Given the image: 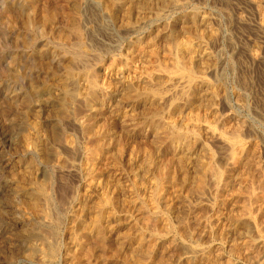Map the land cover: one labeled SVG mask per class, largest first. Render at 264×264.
Wrapping results in <instances>:
<instances>
[{
    "label": "rangeland",
    "instance_id": "rangeland-1",
    "mask_svg": "<svg viewBox=\"0 0 264 264\" xmlns=\"http://www.w3.org/2000/svg\"><path fill=\"white\" fill-rule=\"evenodd\" d=\"M157 1L152 0L149 9H131L130 26L124 22L123 9L113 19L107 9H81L85 38L90 48L79 56L82 62L78 66L83 68L80 66L84 63L89 70H93L98 80L97 92L102 100L82 104L76 115L74 113L67 118L57 115L58 111L61 112L59 105H56L61 93L52 81L48 82V68L44 65L47 63L50 67L61 69L63 64H67L62 42L48 35L40 36V30L35 25L20 20L15 27H5L2 23L4 9L1 6L4 2L10 5L9 10L22 12L27 19L31 5L36 2L40 4V0H0V264H75L77 261L72 259L71 254L79 247L81 239L91 234L87 227H92L96 219L105 228L111 226L109 234L106 232L108 237L110 235L111 247L104 253L100 250L101 257L97 254V259L93 256L90 262L132 264L130 256L129 262L124 258L125 253L128 257L131 251L132 238H127V235L135 236L142 231L146 240L156 235L165 236L166 226L163 227L160 222H165L163 219L168 216L169 207L175 213L172 217L180 215H177L178 219L173 218L178 232L167 237L170 241L158 237L156 252L150 260H146L148 264H264V256L260 259L261 263L257 256L262 252L259 247L255 249V254L246 249V245L254 239L259 243L264 242V203L261 201V205L252 206L251 215L258 219L257 226L240 229L242 227L236 223L240 218L235 217L241 214L238 202L233 200V189L246 184V178L242 180L246 182L227 188L222 199L220 197L214 204L209 192L201 202L198 192L189 189L191 195L188 194L189 182L179 183L184 186L179 185L176 191L164 186L165 189L160 192L155 176L161 158L166 157L164 155L185 153L191 159L187 168L193 185L196 179L192 181V176L196 177L195 172H199L200 165L201 171L204 165L206 167L212 162L213 154L218 156L217 159L221 160L223 168L232 178H238L237 174L242 170L240 166L250 162L248 167L253 172V188L260 191L264 187L262 171H259L260 168L264 171V9H255L250 0H188L184 8L155 9ZM57 3H66V0H58ZM30 16L33 18L34 15ZM57 18L56 23L60 26L64 18ZM186 37H192L190 39L196 43L202 42L203 49L196 47L197 52L203 51V56H206L203 59L205 62H201L203 66L200 69L203 71L197 68L202 72L196 73L198 78L191 87L193 89H190L189 101L186 98L178 103L180 107L175 106L178 109L169 106L168 102V105L165 102L155 103L153 107L149 101L138 99L141 96L136 101L133 96L147 92L149 86L160 85L169 95L181 85H172L180 80H172L169 76L175 74L176 64H173L177 62V56L188 59L197 53L192 50V54L183 45ZM196 37L206 38L198 40ZM36 49H45V56ZM80 83L84 87L85 81L81 80ZM34 86L36 90H33ZM25 97L27 104L22 106ZM11 104L15 119L9 125L2 116ZM146 105L152 107L146 108ZM156 107L158 110L162 108L160 112L155 110L159 117L152 109ZM153 111L155 116L151 113ZM85 118H94L99 124L97 130L94 128L93 131L98 133L99 130L103 134L107 157L101 155L93 158L91 148L96 133L85 132L81 124L86 122ZM35 120L41 121L40 124L46 129L45 137L49 135L48 132L57 131L64 142L69 138L73 141L70 144L72 147H59L61 160H65L63 164L66 166L59 163L60 166L56 167L46 162L32 144H24L23 135L28 134L33 139L36 134L33 127ZM9 126L12 128L10 136L6 133ZM193 129L195 132H191ZM109 130L115 134L112 138L119 136L123 141L121 152L115 141L107 136ZM196 131L201 139H197ZM238 132L242 146L236 151L235 158L228 160L225 158V144H228L229 137ZM178 133L182 136H176L177 140L171 143L169 136ZM42 134L37 135L42 138ZM188 142L194 145L193 151L188 149ZM210 148L214 153H209ZM254 150L256 161L251 160ZM97 163L101 164L100 170V167L97 169L93 166ZM16 175L26 181L30 180L29 177L47 180V195L41 194L35 184L29 182L26 189H19ZM207 177L212 181L209 175ZM29 195L38 198L43 206L48 202L47 207L52 211L50 215H47V207L40 214L32 212L31 215L21 204ZM153 197L159 198V208L152 203ZM145 201L148 205H144ZM83 203L86 204L85 208ZM156 210L160 223L156 228L162 226L165 229L161 228L162 232L145 226V215L154 214ZM243 220L246 223L248 219L243 217ZM92 234L95 235V232ZM186 239L192 246L198 244L196 248L199 254H191V250L182 246L181 241ZM49 246L54 249L50 257L44 258L38 250L34 256H29L32 249H48ZM237 246L238 250L242 247L240 252L234 251ZM114 248L118 252H114L117 251ZM202 249H205L204 253ZM37 254L45 260L38 258Z\"/></svg>",
    "mask_w": 264,
    "mask_h": 264
},
{
    "label": "bare ground",
    "instance_id": "bare-ground-1",
    "mask_svg": "<svg viewBox=\"0 0 264 264\" xmlns=\"http://www.w3.org/2000/svg\"><path fill=\"white\" fill-rule=\"evenodd\" d=\"M151 1L152 0H70V1L66 0V3H57L58 0L57 1H55V0H40V4L38 2H36V3H33L31 5L30 10H29V13H28L29 14V17L27 19H25V17L22 14V12H18V11L13 12V11L9 10L10 9L9 8L10 5L7 4L6 2H4L3 5L1 6V8L4 9L3 12H2L3 13L2 14V23L4 24L5 27H8L10 25H12V26L15 27L17 25V23H19L18 21L20 20L22 23L24 22L25 24L35 25L40 30V32H39V35L40 36L48 35V37H51V38H53L55 40H60L62 42V44H63L62 47H64L63 48V51H62L63 52V55L68 58L67 59V61H68L67 64H63L62 63L63 64V68H61V69H63V71L61 72V69L54 68L52 66L50 67V66H48L47 63H44V65L48 68V69H46L48 71L47 72V74H48L47 75L48 76L47 77L48 78L47 79L48 82L49 81H52L53 84L56 85L57 89L61 93V97L58 98V104H56V105H59V107L58 106L57 107H58V109H60L61 112L58 111V114L57 115H62V117L63 116H66L67 118H71L74 115L75 112L78 113V110L82 107V104L84 106V103L87 104V102L89 103V102L101 101L102 100V98L99 96V94L97 92L98 80H97V77L95 76V74L93 73V70L92 69H91L92 71L89 70L88 66L86 64H84V63H83V66H80V67H83V68H79V66H78V64H80L82 62V60L79 58V56L82 55V52L84 53L85 50H87L88 48H90V46H88L90 44L87 43V40L85 38L86 37V33H85L86 31H85V27H84V24H83L84 18H83V14H82V10L81 9H107L108 10V13L110 14V16H111L112 19L113 18H116L118 16V14L121 13V10L120 9H123V15L125 16L124 22L126 23V25H129L130 26L132 24L131 23V21H132L131 20V16H132L131 9H145V8H148L149 9V7H150L149 4H150ZM250 2L253 3V5L255 6V9H264V2L263 1H261V0H250ZM70 3H71V5H69ZM188 3H189L188 0H158L155 9L184 8V7L187 6ZM31 14L34 15L33 18H32V16H30ZM57 16H61V17L63 16V18H64L63 21H62L63 23L60 26L56 23L57 22L56 21ZM58 19L59 18H57V20ZM112 25H113V23H112ZM197 27L198 26H196V28ZM197 30L199 32V29H197ZM197 34L195 36H197ZM203 34H205V33H203ZM195 36L193 35L192 37L194 38ZM192 37H189V38L186 37L187 39H185L183 41V45H185V47H187V49L190 52L192 50L194 52H197V48L196 47H200L201 46V48H202V42L199 41V43H201V45L198 43L197 40H196L197 43L196 42H193L192 40H194L195 38L191 40L190 38H192ZM202 37H200V38L201 39H205L206 38V37L205 38H202ZM19 38H21V37H19ZM196 38L198 40L200 39L198 37H196ZM89 39H91V38H89ZM36 51H38V53L41 54L42 56H45V54H46L45 49H43V50L36 49ZM198 51L199 52L194 53V55L190 56L188 59L187 58L185 59V57H179V56H177V58H176L177 59V62H175L173 64V65L176 64L175 74L174 75L171 74L172 76H169V77H172V80H173V78H179L178 80H180V81H174V83L172 85H174L175 83L181 84V85H179L178 88L174 89L171 94L167 95L166 92H165V89L163 87H159L160 85L158 87L155 86V87H152V88H150V86H149L148 91L146 90L147 92H144V93L143 92H140L139 95H138V93H136V95H134L133 98L136 100V98H138L139 96H141L138 99L143 98L142 100L149 101L150 103L149 102L148 103L150 105L153 104V107L155 106V103H162V102L163 103L164 102L165 103L168 102L169 103V106L171 105V107L172 106L175 107L176 105H178V103L182 102L183 100L185 101V99L189 96L190 89H193V88H191L192 85H193V83L198 78V74L196 75V73L198 71L200 72V70L202 69V68L200 69V67L203 66V65H201V62H203L205 60V57H206V56H203V53H202L203 51H200V50H198ZM99 59H101V58H99ZM208 63H209V61H208ZM210 64H207V65H210ZM198 67H199L200 70L198 69V71H197V68ZM172 68H174V67H172ZM170 69H168V70L170 71ZM202 71H203V69H202ZM81 80H84L85 81L84 87L80 83ZM202 83H205V80H202ZM172 85H169V86H172ZM32 88H33V90H36V86H34ZM206 91H208V90H206ZM214 91H215V89H214ZM214 91H211L210 93H212V92L214 93ZM142 93L144 95H142ZM51 96H52V94H51ZM127 96H128V94H127ZM214 96H216V95H214ZM52 98H53V96H52ZM201 98H200V100H201ZM188 99L189 98H187V100ZM211 99H212V97H211ZM104 101H105V99H104ZM201 101H203V100H201ZM22 102H23V105L22 106H24L25 103L27 104L26 97L22 100ZM198 102L200 103V101H198ZM17 104H19V103H17ZM148 105H146V108H147ZM166 105H168V104L166 103ZM11 106H13V104H11L9 108L5 109V112H4L3 116H2L4 118V120H7L9 122L8 123L9 125L13 124V121L15 119V117H14L15 115L12 116V113H11V110H12V107ZM158 106H159V104H158ZM164 106H165V104H164ZM178 106L180 107V105H178ZM150 107H152V106H150ZM161 107H159V110H160ZM37 108H38V106H37ZM162 108L164 109V107H162ZM162 108H161V110H162ZM175 108H177V107H175ZM152 109H154V111L157 110L158 112H160L157 107H156V109L155 108H152ZM152 109H150L149 112ZM154 111L151 112V113L155 116ZM76 113H75V115H76ZM162 113H163V111H162ZM153 115H152V117H153ZM158 115L159 114L156 112V116H158ZM85 120H86V118H85ZM144 120H145V118H144ZM35 121L33 122V127L36 130V134L33 137V139H32V136L30 137V135H28V134L23 135L24 136L23 137L24 144H26V145L28 143L29 144H32L34 146V148L40 153V156L46 162L53 163V164H55L56 167H59L60 165L61 166H63V165L66 166L65 160H61L62 158H61V152H60L59 147L65 148V149L69 148L68 146L72 147L70 144L73 141H71V139L69 138V140L66 139L65 142H64V139L62 140V138H60V135L59 136L57 135V133H56L57 131L55 133L48 132L49 135L47 134V136L45 137V133H47V132H46V129L44 130V128L40 124L41 121H39V120H38L39 122L38 121L35 122ZM138 123H140V122H138ZM81 124H82V126H83V128H84V130H85V132L87 134H90L93 130H95L94 128H96V127L99 126V124L94 120V118H89V120H86V122H82ZM136 125H137V123H136ZM96 130H97V128H96ZM193 131H194V129L191 130V132H193ZM94 132L95 131H93L91 134L93 135ZM6 133L8 134V136L12 135V128H11V126L8 127ZM39 133L40 134L44 133V136L42 134V138H40L38 136V135H40ZM196 134H197V139H201L200 133L198 131H196ZM114 135L110 133V130L107 132V136H109L112 140L115 141V143L118 146L117 147L118 151L121 152L123 150V141L120 139L119 136H115V137H113L114 138L113 139L111 136H114ZM36 136L38 138L34 139ZM176 136H179V138H180L182 135H181V133H178V134L169 136L171 143H174L177 140ZM197 139L195 140V144H196ZM103 142H104V136H103V134H101V131L99 132V130H98V133H96V135L94 137V140L92 142L91 153H92L93 158H98V156H101V155L102 156H105L106 155V157H107V154L108 153L104 149V143ZM186 145H187L188 149H191L193 151V148H194L193 146L194 145L192 144V142H188ZM225 146H226V148H225V150H226L225 158L228 159V160H229V158L234 159L235 158L236 151L238 150V148H240L242 146V140H241V137H240V132H238V134H236V135H233V136L229 137L228 138V144L226 143ZM207 148H209V147H207ZM205 149H206V147H205ZM206 150H209V149H206ZM211 151H213V150H211V148H210V152H209L210 154H211ZM248 152H250V151H248ZM251 152H253V149H252ZM212 153H214V151ZM211 155L213 156L212 157V162L210 164H208L206 162L208 164V166L205 167V165H204L203 168L201 169V171H200V168L202 167V165H200L201 167L199 168V172H197V173L195 172V176L196 177L192 176V181H193V178L196 179V181L194 180L195 183L192 182V183H194L193 185L190 183L191 182L190 181L191 180V176L189 175V171H188V168H187V166L190 164L189 163L190 160H191V159H189L190 156L187 155V154H185V153L184 154H179V155H170V156L169 155H164L166 157H164V158L162 157L161 158L160 164H159V170H158L157 174L155 175L156 178H157V182L159 183L158 184L159 185L158 187L160 188V192H163L162 190L165 189L164 186H169L170 188H172L173 190H175L177 187L179 188V185L182 186V184H179V183L183 182L185 184V183L189 182L188 183L189 187L187 188L188 191L190 189V191L194 190V192H196V193L198 192L197 194H198L199 197L198 196L197 197L199 198L200 202H201V200H203L208 195L207 193L209 192L210 193L209 195L212 196L213 201H214V204H215V203L218 202V200H219V198L221 196L223 197V193L226 191L227 188H229L231 186L233 188V187H235V184H237V183L239 185L240 182H242V180L246 178L248 180V182H246V180H244L246 182V184H244L243 183L244 181H243L242 182L243 183L242 184V187L237 188L235 190L233 189V192L234 193L232 192L233 193V200L236 199V201L238 202V206L240 208L239 214L242 215V217H241V215L240 216L238 215V217H235L237 219L240 218V219L237 220L236 223H237V225L239 227H242L240 229H244L243 227L248 228L250 226V227L253 228V226H257L258 219H255V217H253L251 215L252 214V206L254 204H257V205L260 204L261 205V203H260L261 201H262V203H264V187H261L262 189H260V191H256L253 188L252 185H254L253 184L254 179H252V177H251V174H253V172H252V168L251 167H248V166H250L249 165L250 162L249 163H245L244 162V164L241 163L242 165L240 164L241 165L240 167H242V170H240L239 173L237 174L238 178H232L228 174V172L225 171V169L223 168V165H222L223 163L221 162V160L217 159L218 156L213 155V154H211ZM250 155H249V157H250ZM202 157H203V155H202ZM245 157H246V155H245ZM255 158H256V151H255V153H253L251 160L252 161H256ZM208 159H209V157H208ZM208 159H204V160H208ZM247 160H248V158H247ZM247 160H245V161L247 162ZM54 161H56V163H54ZM63 162H65V163L63 164ZM59 163H60V165H59ZM253 164L256 165L255 162H253ZM93 166L95 168H97V169H98V167H100L99 170L101 169V164H98L97 163V165H94L93 164ZM195 168L196 167H194L193 169L195 170ZM99 170H93V172L94 171L99 172ZM195 171H198V169L195 170ZM259 171H262L260 174H262L261 178L263 177V179H264V171L261 170V168H260ZM208 175H209V177L212 178V181H210L211 179H209L207 177ZM18 176L16 178H17V184H18L17 187H19V189H24L28 185V182H29V183L35 184L36 188L38 189V191L41 194H43V193L46 194L47 193V190H48V185H47L48 184V181L47 180H44V179L43 180L42 179L40 180L39 177L38 178H35V177L33 178L32 177L33 178V180H32V178L29 177L30 180L29 181H26L24 179L21 180V177L18 178ZM184 184H183V186H184ZM231 189H229V190H231ZM173 190H171L170 192H173ZM179 190H181V188ZM166 191H168V189ZM185 191H187V190H185ZM190 191L188 192V194H190ZM186 194H187V192H186ZM192 195H194V194H192ZM177 197L179 199V195ZM197 197H195V198H197ZM222 197L220 199H222ZM231 197H232V195H231ZM164 198H166V197H164ZM158 199L159 198H157V197H153L152 198V203L154 204L155 208L158 207V204H159L158 202L160 201ZM186 199H189V198L186 197ZM167 202H169V201H167ZM47 203L48 202H46L45 206H43L42 203H40V200L38 198H36L35 196H32V195H29L27 198H25L24 200H22V203L21 204H23L27 208V210L29 211V213L32 215V212L34 214L35 213H39V212H43V208L48 206ZM155 203H157L156 204L157 206L155 205ZM83 205H84V203H83ZM85 205H84V208H85ZM144 205H148V203L145 201L144 202ZM169 205H170V203H169ZM141 206H143V204ZM160 206H161V204H160ZM49 208L47 209V213H48L47 215H50L49 212H52V211H50L51 209L49 210ZM167 209H168L167 210V212H168L167 215L168 216H166V219L163 217L164 218L163 220L165 222H160V223H162L163 227H164V225L166 226V230L163 229L162 226H161V228L163 230L167 231V232L166 233H163V234H165V236H160V237L158 236L160 239L163 238V237L165 239V238L169 237L171 234H176L178 232L177 231V226H176L177 224H175L173 222V220H174L173 218L176 217L178 219V216L177 215H179V214H176V216H173L172 217V215H175V213L173 214V212H174L173 208L172 207H169ZM80 211H81V209H80ZM81 212H84V211H81ZM157 212L158 211L156 210L155 213L153 212L154 214H146L145 213L146 215L144 217L145 226H147V228H150V227L153 228V229L155 228L156 231L161 229L160 227H159L160 229H157L158 228L157 226H159V225H157V223H159V218H158L159 216L157 215L158 214ZM164 213H166V212H164ZM98 215H99V213H98ZM45 217H47V216H45ZM179 217H180V215H179ZM243 217H245V218L248 219L247 222H246L247 224L243 220ZM102 218H104V217H102ZM47 219H48V217H47ZM94 219H95V217H94ZM96 220L97 221L93 224L92 227L91 226L90 227H87V229L89 231L88 233H91V234L85 235L84 238L81 239V243H79V245H78L79 247L76 246L77 248H75L74 251H73V253L71 254L72 259L76 260L77 262L76 261L75 262L77 264H93L92 262H90L91 257H93V256L96 257V256H98L97 254H99V251L100 250H102L103 251L102 253H104V251L106 249H109L111 247V244L109 243L110 242V238H109L110 235L108 237V235L106 234V232L108 233L109 231H111V229L109 230V226L110 225H108V227H106V228H108V231H107V229L105 227H103L102 224L98 221V219H96ZM248 221H249V225H248ZM114 223H117V222H114ZM163 223H165V224H163ZM90 224H92V222H90ZM155 230L153 231V233L156 232ZM247 230L248 229H246V231ZM252 231H253V229H252ZM92 232H95V235L92 234ZM248 232H250V229H249ZM123 233H124V231H123ZM125 233H127V231ZM158 233H159V231H158ZM160 234H162V233H160ZM48 235L50 236V234H48ZM48 235H46V236H48ZM93 236H94V238H93ZM156 236H152V237H150L151 239L146 240L147 238L145 239L146 236H144V233L142 231H139L137 233V235H135V236H130V234H128L127 235V238H132V241L130 242L131 251L129 252L130 254L128 255V257H126L127 255L125 253L124 258L125 259L127 258V261L129 262L130 260H128V259H129V256H130V259L132 258L131 259L132 264H148L146 260L147 259L150 260L149 258L150 257L152 258V256L156 252L157 240L159 239ZM251 236L253 237V235H251ZM255 237H257V236H255ZM165 240H168V238L165 239ZM176 240L177 239H175V241ZM254 240L253 241H250L246 245V249H248V251H251V252H253V254H255V252H256L255 249L258 250V247H259L262 250V252L260 254L259 253L257 254V256H259V262H260V259L261 258L263 259V256H264V242H261L260 241V243H259L257 240H255V241ZM168 241H170V239ZM171 241H172V239H171ZM195 242H197V241H195ZM188 243H189V241H187V239L181 241V244H182V246L184 248H187L188 250H191V254H193V253H194V255L199 254L200 251H199V249L196 248L198 244L195 247V246H192V245H190ZM46 244H47V241H46ZM46 244L44 243L45 247L47 246ZM241 248L242 247H240L239 249L241 250ZM114 249H116L117 251H114ZM114 249H112V252L113 251L114 252H118V249L117 248H114ZM205 249H202L203 250L202 253L205 252ZM37 250L40 251V255L41 256L43 255L44 258L45 257L48 258V257H50L52 255V251L54 249L51 246H49L48 249L47 248H45V249L44 248L32 249L31 252H30V255L28 253H27V255L34 256L36 253H38ZM240 250H238V246H237V248L234 249V251H236V252L237 251L240 252ZM202 253H200V255ZM208 253H209V251H208ZM100 254H101V252H100ZM119 254H120V251H119ZM127 254H128V252H127ZM40 255H38L37 257L40 258L39 257ZM113 255H115V254H113ZM208 255L209 254H207V256ZM100 257H101V255H100ZM187 258H189V256ZM40 259H43V258H40ZM96 259H97V257H96ZM125 259H124V261H126ZM156 259H158V258H156ZM207 259L209 260V258H207ZM43 260H45V259H43ZM48 260H50V259H48ZM74 260H72L73 263H74ZM151 261H152V259H151ZM262 263H263V261H262Z\"/></svg>",
    "mask_w": 264,
    "mask_h": 264
}]
</instances>
